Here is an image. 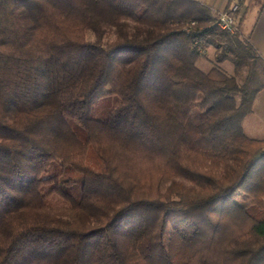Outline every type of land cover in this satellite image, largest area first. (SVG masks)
Returning a JSON list of instances; mask_svg holds the SVG:
<instances>
[{
	"label": "trees",
	"instance_id": "1",
	"mask_svg": "<svg viewBox=\"0 0 264 264\" xmlns=\"http://www.w3.org/2000/svg\"><path fill=\"white\" fill-rule=\"evenodd\" d=\"M217 17L0 0V264H264V58Z\"/></svg>",
	"mask_w": 264,
	"mask_h": 264
},
{
	"label": "rangeland",
	"instance_id": "2",
	"mask_svg": "<svg viewBox=\"0 0 264 264\" xmlns=\"http://www.w3.org/2000/svg\"><path fill=\"white\" fill-rule=\"evenodd\" d=\"M263 0H253L250 7L248 8L246 15L244 16L241 24V32L244 36H249L250 31L256 23L258 17V9L261 7ZM244 6V5H243ZM240 25V24H239ZM209 59H200L198 65L203 70H208L215 61V48L213 46L208 47L207 53ZM225 65L227 62H224ZM223 63V65H224ZM225 69L233 74L234 66L229 63ZM246 133L255 138H264V90H262L256 97L254 102V110L251 114L245 117L243 122Z\"/></svg>",
	"mask_w": 264,
	"mask_h": 264
},
{
	"label": "crops",
	"instance_id": "3",
	"mask_svg": "<svg viewBox=\"0 0 264 264\" xmlns=\"http://www.w3.org/2000/svg\"><path fill=\"white\" fill-rule=\"evenodd\" d=\"M215 11H226L228 10L234 0H199ZM253 0H247L239 13V24H241L248 8L250 7ZM250 41L257 49L259 54L264 58V0L262 1L261 7L258 9V17L252 30L250 31Z\"/></svg>",
	"mask_w": 264,
	"mask_h": 264
},
{
	"label": "built area",
	"instance_id": "4",
	"mask_svg": "<svg viewBox=\"0 0 264 264\" xmlns=\"http://www.w3.org/2000/svg\"><path fill=\"white\" fill-rule=\"evenodd\" d=\"M246 2L247 0H234L228 10L219 11L217 26L230 34L239 32V13Z\"/></svg>",
	"mask_w": 264,
	"mask_h": 264
}]
</instances>
